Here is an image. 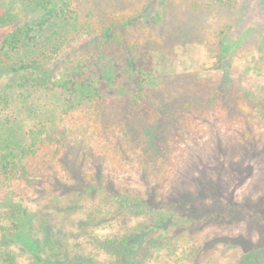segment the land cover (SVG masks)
Here are the masks:
<instances>
[{"label": "rangeland", "instance_id": "rangeland-1", "mask_svg": "<svg viewBox=\"0 0 264 264\" xmlns=\"http://www.w3.org/2000/svg\"><path fill=\"white\" fill-rule=\"evenodd\" d=\"M73 3L77 20L87 17L90 29L76 34L78 21L67 22L74 39L69 44L87 64L111 61V85L98 81L106 98L104 115L127 127L136 152L121 156L109 147L108 158L96 163L85 156L77 161V176L99 165L130 192L150 189L155 206L193 222L146 228L139 250L163 238L176 244L171 250L149 249L138 264H264V123L254 111L264 104V0H238L228 7L213 0ZM115 14L143 18L127 29L114 28L124 43L106 40L97 47L102 24ZM139 88L144 99L136 106L128 96ZM161 151L170 153L156 167ZM71 160L62 156L48 172L50 179L39 178L28 190L37 228L31 241L79 258L90 254L99 264L106 254L89 235L108 236L124 226L123 219L90 220L96 207L102 211L92 195L65 211L57 201H47H68L64 167ZM135 221L124 219L129 225Z\"/></svg>", "mask_w": 264, "mask_h": 264}, {"label": "trees", "instance_id": "trees-1", "mask_svg": "<svg viewBox=\"0 0 264 264\" xmlns=\"http://www.w3.org/2000/svg\"><path fill=\"white\" fill-rule=\"evenodd\" d=\"M213 2L228 7L238 0ZM190 4L196 7L197 3ZM79 17L73 0H0V264H96L90 254L79 258L31 241L37 228L27 204L28 190L39 178L50 179L48 172L62 156L73 158L64 167L69 175L63 185L68 201H47H57L65 211L92 195L102 211L96 207L95 218L89 216L90 220L123 219L124 226L108 236L89 235L94 246L106 254L99 264L141 263L149 249L163 246L171 250L176 244L163 238L139 250L146 228H159L171 220L181 227L193 224L191 218L155 206L148 195L150 189L132 193L99 165L95 172L77 176V161L85 156L96 163L108 158L109 147L121 156L136 153L127 127L120 121L106 120L104 115L106 98L98 81L103 78L110 83L115 70L111 61L101 65L98 58L87 64L89 61L76 56L75 47L69 44L74 39L64 26L67 22L78 21L76 34L90 29L89 19L79 22ZM140 18V14L122 19L111 15L110 21L102 24L101 43L96 46L106 40L124 43L114 28L121 25L127 29ZM126 48L132 50L133 43L126 42ZM141 91L139 88L128 96L136 106L144 99ZM254 111L264 123V104ZM169 153L161 151L153 165L161 166ZM128 217H135L133 225L124 222Z\"/></svg>", "mask_w": 264, "mask_h": 264}]
</instances>
